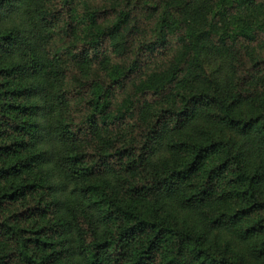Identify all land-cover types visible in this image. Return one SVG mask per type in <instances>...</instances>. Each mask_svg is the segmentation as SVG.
Here are the masks:
<instances>
[{
	"label": "trees",
	"instance_id": "1",
	"mask_svg": "<svg viewBox=\"0 0 264 264\" xmlns=\"http://www.w3.org/2000/svg\"><path fill=\"white\" fill-rule=\"evenodd\" d=\"M0 264H264V0H0Z\"/></svg>",
	"mask_w": 264,
	"mask_h": 264
}]
</instances>
